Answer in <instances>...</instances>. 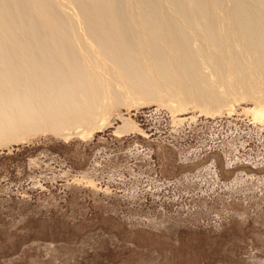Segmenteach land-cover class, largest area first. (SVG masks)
<instances>
[{
    "label": "rangeland",
    "instance_id": "obj_1",
    "mask_svg": "<svg viewBox=\"0 0 264 264\" xmlns=\"http://www.w3.org/2000/svg\"><path fill=\"white\" fill-rule=\"evenodd\" d=\"M134 104L91 137L0 145V264H264L253 101L214 114ZM118 114L137 129L119 137Z\"/></svg>",
    "mask_w": 264,
    "mask_h": 264
},
{
    "label": "bare ground",
    "instance_id": "obj_2",
    "mask_svg": "<svg viewBox=\"0 0 264 264\" xmlns=\"http://www.w3.org/2000/svg\"><path fill=\"white\" fill-rule=\"evenodd\" d=\"M244 100L263 123L264 0H0V145L91 137L121 105Z\"/></svg>",
    "mask_w": 264,
    "mask_h": 264
}]
</instances>
